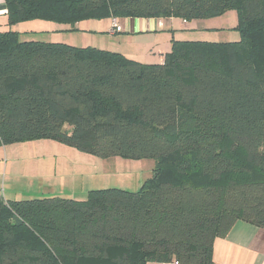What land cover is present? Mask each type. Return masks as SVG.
Here are the masks:
<instances>
[{
	"label": "trees",
	"instance_id": "obj_1",
	"mask_svg": "<svg viewBox=\"0 0 264 264\" xmlns=\"http://www.w3.org/2000/svg\"><path fill=\"white\" fill-rule=\"evenodd\" d=\"M7 24L238 12V41L171 40L162 63L0 32V146L51 139L152 159L136 192L0 197V264H212L237 221L264 230V0H4Z\"/></svg>",
	"mask_w": 264,
	"mask_h": 264
},
{
	"label": "rangeland",
	"instance_id": "obj_2",
	"mask_svg": "<svg viewBox=\"0 0 264 264\" xmlns=\"http://www.w3.org/2000/svg\"><path fill=\"white\" fill-rule=\"evenodd\" d=\"M110 20H83L76 24L77 29L69 31L49 30L47 24L23 23L19 37L51 42L59 40L78 48L109 50L137 61H145L148 52L155 51L157 54L160 49L169 50L174 31L176 37L197 38L200 41L232 42L240 38L235 30L238 23L236 10L216 17L187 21L183 35H178L181 20L174 19L170 30L168 21L163 19L161 27L156 25L152 30L156 32L153 39L136 38L127 32L111 37L105 32L107 24H111ZM123 22L127 23L122 20L120 24ZM150 35L153 33L147 36ZM153 167L152 159L98 158L51 139L11 143L0 146V197L20 200L63 196L84 200L90 190L117 188L136 192L151 177ZM244 263L264 264V256L251 261L246 259Z\"/></svg>",
	"mask_w": 264,
	"mask_h": 264
},
{
	"label": "crops",
	"instance_id": "obj_3",
	"mask_svg": "<svg viewBox=\"0 0 264 264\" xmlns=\"http://www.w3.org/2000/svg\"><path fill=\"white\" fill-rule=\"evenodd\" d=\"M166 19L170 25H172V21L174 19L179 18H125V19H116L119 25L122 28L121 32H118L114 35L109 33L111 28V24L108 23L105 28V32L111 36L116 37L117 35L126 34L133 35L136 38H146L150 37L149 39H153L156 35L155 27H161V21ZM109 20V19H108ZM125 21L127 23L120 24V21ZM181 20L182 24L179 23V31L178 35H183L185 31V26L188 22ZM111 21V20H110ZM28 24L34 23H41L46 26L48 25L49 30L60 31L62 29L61 26L55 27L54 24L48 22H39V21H28L23 22ZM23 23H18L13 26H8L7 24V6L4 0H0V32H4L6 30H14L21 34V25ZM35 25V24H34ZM54 25V26H53ZM170 30H172V26H170ZM153 33V35L147 36L148 34ZM175 31L173 35H171L170 40H198L197 38H186V37H176ZM24 39H32L30 37H25ZM34 39V38H33ZM38 39V38H37ZM41 40V39H40ZM45 41V40H42ZM208 41V40H204ZM51 42V41H46ZM62 42V41H56ZM72 44V43H71ZM171 47V45H170ZM169 50H162L160 49L157 54L155 51L148 52L146 57L144 58L145 61H138L145 64H154V63H162L164 59V55L168 53ZM132 59V58H130ZM135 60V59H132ZM137 61V60H135ZM5 198V197H3ZM259 256H264V232L259 228L248 224L243 221H237L229 230L227 235L224 238H217L213 244V255H212V264H246L244 263L246 259L251 261V259L258 258ZM249 264V263H247Z\"/></svg>",
	"mask_w": 264,
	"mask_h": 264
},
{
	"label": "built area",
	"instance_id": "obj_4",
	"mask_svg": "<svg viewBox=\"0 0 264 264\" xmlns=\"http://www.w3.org/2000/svg\"><path fill=\"white\" fill-rule=\"evenodd\" d=\"M122 31V28H121V26L118 24V21L116 20V19H111V28H110V30H109V33L111 34V35H114V34H116V33H118V32H121ZM147 264H158V263H153V262H151V263H147ZM173 264H177V263H173Z\"/></svg>",
	"mask_w": 264,
	"mask_h": 264
}]
</instances>
